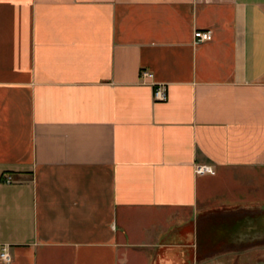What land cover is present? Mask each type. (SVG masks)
Segmentation results:
<instances>
[{"label": "crops", "instance_id": "obj_1", "mask_svg": "<svg viewBox=\"0 0 264 264\" xmlns=\"http://www.w3.org/2000/svg\"><path fill=\"white\" fill-rule=\"evenodd\" d=\"M4 248L264 264V0H0Z\"/></svg>", "mask_w": 264, "mask_h": 264}, {"label": "built area", "instance_id": "obj_2", "mask_svg": "<svg viewBox=\"0 0 264 264\" xmlns=\"http://www.w3.org/2000/svg\"><path fill=\"white\" fill-rule=\"evenodd\" d=\"M194 36L198 41H204V40H209L212 38L213 34L212 31L207 29V30H202V29H197L194 32ZM142 75L144 76H148L151 75V72L148 70H144L142 72ZM154 97L156 99H161L164 100L167 98V92L166 89L164 88V86H158L154 92ZM196 171L197 173H213L214 172V168L211 165H198L196 167ZM12 178L11 176L6 178V181H11ZM0 258L6 261H10L12 259L11 255L6 251V249L4 248L1 252H0Z\"/></svg>", "mask_w": 264, "mask_h": 264}, {"label": "rangeland", "instance_id": "obj_3", "mask_svg": "<svg viewBox=\"0 0 264 264\" xmlns=\"http://www.w3.org/2000/svg\"><path fill=\"white\" fill-rule=\"evenodd\" d=\"M246 257H247V258H246ZM256 257H257V256H256ZM245 258H246V259H245ZM251 258H252V257H250V256H244V260H243V261H244L245 263H248V264H249V263L251 262ZM257 259H258L259 261L264 262V256H260V257H258Z\"/></svg>", "mask_w": 264, "mask_h": 264}]
</instances>
